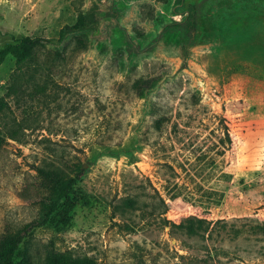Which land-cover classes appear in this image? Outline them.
<instances>
[{
    "label": "rangeland",
    "instance_id": "1",
    "mask_svg": "<svg viewBox=\"0 0 264 264\" xmlns=\"http://www.w3.org/2000/svg\"><path fill=\"white\" fill-rule=\"evenodd\" d=\"M26 36L43 40L33 59L0 64V238L39 217V169L85 172L72 224L34 229L16 264L29 242L35 257L52 245L94 264H264V161L237 157L242 108L225 92L233 73L264 76V0H0V50ZM149 77L159 84L142 97ZM218 114L231 148L181 181L164 215L218 222L211 233L172 235L151 207L133 224L114 214L125 198L165 195L169 164L224 136Z\"/></svg>",
    "mask_w": 264,
    "mask_h": 264
},
{
    "label": "trees",
    "instance_id": "2",
    "mask_svg": "<svg viewBox=\"0 0 264 264\" xmlns=\"http://www.w3.org/2000/svg\"><path fill=\"white\" fill-rule=\"evenodd\" d=\"M73 27H66L61 31V39L64 40L71 33ZM43 40L40 38H32L29 36L23 37L19 41L8 44L0 50V64L8 57L16 60L18 66L24 64L28 59H33L35 49L42 45ZM159 77L141 78L136 88L142 97H145L147 92L153 90L159 84ZM197 101H201L200 92ZM2 103L0 102V110ZM222 125L224 136L219 138L217 143H214L207 150L203 151L194 162H178L176 165H170L169 169L172 172L174 180L168 181L164 186L165 195L160 190L154 189L150 195V202H141L134 198H125L119 204L112 206L116 216L121 217L124 221L131 224L136 222L138 215L136 211H141L147 207L157 209L161 218V222L165 227L170 228L172 235L185 234L190 237L202 236L211 233L218 222H212L208 219L198 216H189L180 222H175L164 217L169 211V204L166 196L173 194L180 186V182L187 179L195 172L218 148L230 149L233 143L229 133L228 124L225 122L222 115H217ZM40 174L46 182L48 196L44 201L43 208L38 218L31 222L23 224L15 231H8L0 238V262L1 264H16L15 258L24 243L28 234L34 229L44 227L49 224H55L59 230L68 228L75 216V210L83 196H79L78 184L84 175V167H80L75 171L74 177H69L60 169L45 170L39 169ZM259 229L264 235V223L259 226ZM34 245L29 242L25 245L26 260L22 264H94L88 259L72 254L71 252L62 253L56 251L52 245L46 247V257H35L32 252ZM150 258H137L128 264H148Z\"/></svg>",
    "mask_w": 264,
    "mask_h": 264
},
{
    "label": "crops",
    "instance_id": "3",
    "mask_svg": "<svg viewBox=\"0 0 264 264\" xmlns=\"http://www.w3.org/2000/svg\"><path fill=\"white\" fill-rule=\"evenodd\" d=\"M225 92L233 105L242 108L237 115H231L235 117L232 122L237 125L241 140L237 157L259 164L264 161V76L233 73L226 81Z\"/></svg>",
    "mask_w": 264,
    "mask_h": 264
}]
</instances>
